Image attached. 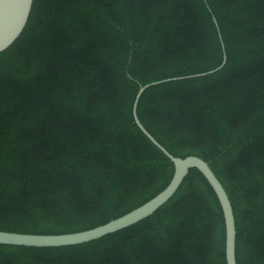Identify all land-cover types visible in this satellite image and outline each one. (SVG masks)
Masks as SVG:
<instances>
[{
  "label": "trees",
  "instance_id": "1",
  "mask_svg": "<svg viewBox=\"0 0 264 264\" xmlns=\"http://www.w3.org/2000/svg\"><path fill=\"white\" fill-rule=\"evenodd\" d=\"M216 19V21H215ZM172 155L207 161L264 264V0H34L0 53V230L66 234L138 208ZM0 264H228L220 200L190 169L156 212L89 242L0 244Z\"/></svg>",
  "mask_w": 264,
  "mask_h": 264
},
{
  "label": "water",
  "instance_id": "2",
  "mask_svg": "<svg viewBox=\"0 0 264 264\" xmlns=\"http://www.w3.org/2000/svg\"><path fill=\"white\" fill-rule=\"evenodd\" d=\"M34 0H0V53L9 48L25 29ZM216 21V19H215ZM226 63L224 55L223 63L214 70L195 75L168 78L141 86L134 102L133 114L136 124L143 133L161 149L174 163L175 173L169 185L148 202L132 210L131 212L111 220L101 226L66 234H26L0 230V244L21 245L33 247H59L76 245L99 239L107 234L127 228L149 217L164 205L179 189L190 169L197 168L206 177L215 190L223 208L226 222V258L228 264H237L236 261V221L232 203L223 184L211 169L209 163L198 156L180 158L172 155L155 137L144 127L137 114V106L143 92L152 85L165 81L178 80L190 77H199L212 74L220 70Z\"/></svg>",
  "mask_w": 264,
  "mask_h": 264
}]
</instances>
